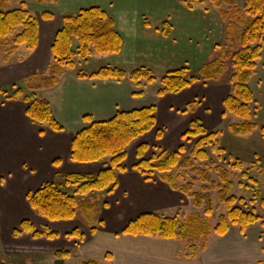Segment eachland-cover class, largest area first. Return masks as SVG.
I'll return each mask as SVG.
<instances>
[{
  "label": "trees",
  "instance_id": "1",
  "mask_svg": "<svg viewBox=\"0 0 264 264\" xmlns=\"http://www.w3.org/2000/svg\"><path fill=\"white\" fill-rule=\"evenodd\" d=\"M10 1L0 0V44L4 46V62L10 59L18 47L23 46L28 51L35 50L39 41L38 19L31 16L25 4L18 9L7 11L6 5ZM35 1L38 4L58 2V0ZM180 1L188 10H195L198 7L204 11H208L209 8L218 10L224 28L223 43L213 47L209 59L197 71L182 67L169 70L156 79L153 71L144 66L137 67L129 73L116 67H104L91 74L76 71V78L117 82L128 79L136 88L158 82L160 85L158 97L163 98L166 95L179 94L195 84L209 86L218 83L230 72L228 82L231 91L222 101L224 114L237 120L229 124L230 133L236 137H245L258 130L264 137V125L259 127L252 121L253 94L249 87L264 50V0H245L242 7H239L238 0ZM223 7L226 9L222 10ZM40 17L43 21L53 19V15L48 12L42 13ZM144 26L149 25L145 22ZM17 29L20 31L10 44H7V37L13 35ZM158 31L164 38H168L171 35V26L163 23ZM122 46L123 40L115 29L113 19L103 9L91 7L65 14L62 17V26L56 32L50 48L51 61L46 74H35L22 84H13L6 89L0 87V96L6 101L24 102L27 105L25 115L33 124L46 126L55 133H62L65 129L54 118L50 104L37 98L36 92L57 86L67 71L76 68L74 61L76 57L86 63L95 54L118 55ZM143 95L141 91L133 93L135 97ZM194 106L188 105L186 112L188 110L194 112ZM155 114L156 108L149 106L128 112H116L111 119L103 122H96L90 116H84L82 119L84 127L75 133L71 140L69 160L76 164L103 163V170L95 175H65L60 177L61 184L41 185L26 195L30 209L47 222H69L76 218L79 197L113 194L118 187L117 175L127 172L124 166L126 150L150 132H154L156 142L162 139L163 131L155 130ZM219 134L220 132H209L200 120L193 119L181 136V140L194 139L188 156H183L185 149L180 146L175 151L155 147L154 152L147 157L149 147L145 143H140L135 149L136 163L131 167L132 172L144 177L145 180H151L156 176L173 191L191 199L193 207L203 209L206 218L213 215V198L210 192L215 191L218 206H223L225 213L219 216L213 230L211 231L208 222L198 214L181 221L178 217L144 213L129 221L119 235L179 240L188 245L186 257L190 258L197 254L200 242H202L200 250H205L210 232L221 238L231 227H237L240 234L244 235L249 226L257 223H260L264 231V217L261 218L254 211L244 210L242 205H245V201L230 195L234 184L227 169L213 163L208 164V169L213 168L217 174L219 183L216 184L208 170L194 166V161H208L209 153L206 149H209L210 153H224L221 148H217ZM59 164V160L53 162L54 166ZM229 167L237 172L242 170V164L238 161H234ZM247 170L251 169L248 167ZM174 171H189L193 176L189 183L179 186L176 184ZM241 177L249 178L247 172H243ZM195 183L201 184L200 193L193 192ZM64 188L69 191L72 188V194L66 192ZM81 207L89 210L92 206L82 203ZM103 207H107V204L103 203ZM260 207L264 211V199L261 200ZM95 231V228H91L89 233L94 235ZM12 234L15 237L22 234L30 235L32 239L46 241L58 238L57 233L47 227L37 231L28 220H22L19 229L13 230ZM65 238L84 241V235L78 229L66 234ZM53 256L57 258L56 261H62L70 257V251L57 249ZM105 260H111L110 254L105 255ZM0 264L7 262L1 257ZM81 264L98 263L85 261Z\"/></svg>",
  "mask_w": 264,
  "mask_h": 264
},
{
  "label": "crops",
  "instance_id": "2",
  "mask_svg": "<svg viewBox=\"0 0 264 264\" xmlns=\"http://www.w3.org/2000/svg\"><path fill=\"white\" fill-rule=\"evenodd\" d=\"M64 2L66 8L63 11H67L66 14L81 10L73 0ZM95 7L103 9L113 19L115 29L123 40L121 52L118 55H110L107 67L120 68L129 73L144 66L150 68L155 76L160 75L156 79L169 70L182 67L197 71L209 59L213 47L221 40L224 32L219 15H214L212 10L204 11L201 7L188 10L180 0H100ZM145 22L148 27L144 26ZM163 23L171 26V35L168 38H164L158 31ZM61 26L54 31H43L39 25L37 48L30 51L31 55L25 60L0 71V87L22 84L35 74L45 73L51 61L52 42ZM4 63L10 64V59ZM159 90L158 82L136 88L128 79L120 82L80 80L76 78L75 73L70 75L67 71L57 86L36 92L37 98L50 104L54 118L65 129L62 133H55L46 126L33 124L25 115L27 105L22 101L0 103V217L3 215L5 219V210L2 207L6 209L8 205L33 215L26 195L43 184H61V176L77 173L95 175L103 170V163H93L88 165L92 168L91 172H78L75 167L78 165L69 160L71 140L75 133L84 127V116H90L96 122H103L111 119L116 112L154 106L155 130L166 124L179 123L182 114L187 113V106L191 104H194L196 109L191 112L193 117L189 122L193 119L202 122V117L204 119L209 115L212 119L224 116L222 101L228 94L218 96L215 91L200 83L179 94L166 95L163 98L158 97ZM139 91L143 92L142 97L133 96V93ZM196 97H205V102L211 106L209 113H198L201 105L196 102ZM218 99L220 107L216 103ZM207 122L205 120V124ZM202 124L209 131L210 127L205 126L204 122ZM183 127L176 132L180 137L176 148L169 151H175L182 145L181 136L188 126L185 127L184 123ZM164 136L163 132L159 141L162 149ZM55 160L60 161L58 166L53 165ZM120 178L126 180L124 190L121 191L122 199L129 200L122 209L121 217L128 216V222L144 213L177 217L176 212L181 209L184 197L181 193L173 191L164 181L156 176L145 180L132 172L131 168H127L126 173L117 175L118 187L113 194L107 196L118 192ZM106 204L107 207L103 208L108 210L110 206ZM28 214L20 216L19 219L30 221ZM116 220L118 221V218ZM57 223L69 224L72 221ZM100 223L99 227L95 228L94 235L81 232L84 235L83 242L70 239L78 243L76 252L84 259L105 258L108 253L113 264H243L237 255L235 258L226 256V260H223L222 254H233L236 253L237 247L240 248V245H235L236 241L233 242L229 238L230 232L222 237L223 241L219 240L220 244L214 243L213 240L207 244L204 251L187 258L188 246L185 242L156 237L125 236L119 235L120 232L112 237L102 232L105 225ZM250 230L252 229L248 227L241 237L255 245L256 238L252 234L254 230ZM71 231L62 236L65 237ZM57 235L56 240L47 241L49 248V242L57 243L58 239H61L62 236L59 233ZM70 246L75 247L74 243ZM58 248L60 246L55 244L48 254ZM219 249H222V252Z\"/></svg>",
  "mask_w": 264,
  "mask_h": 264
},
{
  "label": "rangeland",
  "instance_id": "3",
  "mask_svg": "<svg viewBox=\"0 0 264 264\" xmlns=\"http://www.w3.org/2000/svg\"><path fill=\"white\" fill-rule=\"evenodd\" d=\"M74 4L79 6V9H87L91 7L97 6L100 3V0H73ZM116 2L117 0H113ZM245 0H238L239 7H242ZM22 4H25L26 8L29 10L32 17L38 19L40 28L43 31H47L50 29L51 31L57 30L62 24V17L65 15L67 11H63L66 8V3L64 0L57 4H38L35 0H11L6 5V10L11 11L21 7ZM226 8L223 7L222 10ZM214 12V15L218 16V10L209 9ZM44 12L51 13L53 15V19L49 21H43L40 15ZM20 31L17 29L15 33L9 37H7V44L12 41L14 36ZM224 40V35L218 44H222ZM73 50H75V46H73ZM30 54V51L26 50L25 47H18V52L14 53L10 57V64H5L3 58L4 54V46L0 44V71L6 68L9 65H13L20 60H25ZM76 68L74 70H69L68 73L70 75L74 74L76 71H82L84 74H91L97 72L99 69L107 67L110 62L109 55H99L95 54L93 57L89 58L86 63L81 62L77 57L74 59ZM43 74H46L43 73ZM230 72L226 73V75L220 80V82L211 84L207 86V88L215 91V93L219 96L223 94V96L227 95L231 91V86L228 82L230 77ZM160 75L156 74L155 77H159ZM249 87L253 94V103L251 105L252 109V121L257 124L259 127L264 125V50L261 54V59L257 62V68L255 71V75L252 77ZM2 89H6V87H1ZM8 88V87H7ZM190 95V94H186ZM213 98V97H212ZM6 100L0 96V103L5 102ZM205 97H196V102L201 105L198 110L199 114L209 113L211 106L207 102H205ZM195 102V103H196ZM220 107V99L216 102ZM196 109V108H195ZM206 113V114H207ZM193 117V114L190 110L187 111L186 114H182L180 118V122L177 124H166L161 126V130L165 134L164 141L162 142L163 149L172 150L176 148L177 141L180 140L179 135H177V131L181 128L189 126V120ZM202 122L205 124V120H207V124L205 126L210 127L209 132H220L219 137V145L217 148H221L224 153H210L209 149H206L209 153L208 161L200 162L194 161L195 168L206 169L211 177V179L218 184L217 174L213 171V168H209V163H213L215 166H220L224 169H227L230 172L231 181L234 184V188L232 189L230 195L236 197L237 199H243L245 201V205H242L244 210L254 211L261 218L264 217V211L260 207V202L264 199V137L261 133L256 130L251 135L245 137H236L233 136L229 131V124L236 122L237 120L229 115L223 116V118H213L209 115L207 118L202 117ZM188 129V128H187ZM145 143L148 145L149 149L146 153V156H150L154 152V148H160V142H156L154 139V132H150L143 136L140 140L133 143L127 150V158L124 162V166L126 168H131L136 163L135 158V149L138 144ZM194 139L189 140H181V146L184 147L185 153L183 156H188L189 152L193 146ZM234 161H238L242 164V170L237 172L230 169L229 165ZM76 165V164H75ZM75 166L78 172H91L92 168L91 164H77ZM97 167V166H95ZM251 170H247V168ZM243 172H247L249 178H242L241 174ZM82 174V173H77ZM173 175L175 176L176 184L179 186L185 185L190 182V178L193 176L189 171H174ZM120 188L116 194L113 196H89V197H79L78 198V207L76 209V218L72 223H50L44 222L39 218L34 212L33 215H29L27 211H21L18 208L14 209L12 205H8L5 209V219H3V215L0 217V258H4L7 264H55L57 258L53 256V252L48 254L51 251V247L55 244L59 245L58 249H66L70 250V257L68 259L63 260V264H81L85 261H95L98 264H113L112 262L105 260V258L94 257L93 259H84L76 252V247L78 243L76 241H71L63 237L66 232L73 230L74 228L78 229L82 233H89L91 228H97L101 224L104 223L105 227L102 232L107 235H112L119 233L123 226L128 222V216L122 215V209L125 207L126 203L129 200L122 199V190H124L123 185L126 183L124 178H120ZM57 184V182L55 183ZM241 184V186H238ZM66 192L72 194V188L66 189ZM122 191V192H121ZM193 192L200 193L201 192V184L195 183L193 187ZM210 194L213 198V207L214 212L211 217L206 218L203 214V209H195L192 205V200L185 198L183 200V204L181 205V209L177 210V217L181 221H184L187 217L198 214L201 216L203 220L208 222L211 231L215 227L219 216L225 213V209L223 206H218V200L216 197V192L211 191ZM121 197V198H120ZM82 203H88L92 207L89 210H84L81 207ZM103 203H108L110 208L104 209ZM218 207V209H217ZM31 217V223L34 225L37 231H42L43 227H47L53 232L59 233L61 239H58L57 243L49 242L51 247L49 248L48 242L44 239H32L30 235H19L17 237L13 236L12 232L15 229H19L20 222L25 218H20L22 215H26ZM34 215L36 217H34ZM29 217V218H30ZM118 218V221L116 220ZM120 218V219H119ZM41 219V220H40ZM34 220V221H33ZM37 220V221H36ZM29 221V220H28ZM44 223L46 225H44ZM248 229V228H247ZM250 231H253V237L256 238L255 245L251 244V241L242 238L239 233L237 227H231L230 229V237L233 242H237L235 245H240V248L235 249L236 253H225L222 254L223 260H226V256L235 258L238 256L239 260L243 264H264V231L261 228L260 223L249 226ZM251 233V232H250ZM118 237V236H117ZM217 237L210 232V235L207 239L206 246L209 242L214 240V243H219L223 241L224 238ZM76 240V239H75ZM74 243L75 247H71L70 245ZM220 244V243H219ZM47 245V246H46ZM197 253L201 252L200 248L202 242L198 244ZM188 246V245H187ZM188 251V250H187ZM222 252V249H219ZM188 253V252H187ZM189 258V257H188ZM192 258V257H190Z\"/></svg>",
  "mask_w": 264,
  "mask_h": 264
},
{
  "label": "water",
  "instance_id": "4",
  "mask_svg": "<svg viewBox=\"0 0 264 264\" xmlns=\"http://www.w3.org/2000/svg\"><path fill=\"white\" fill-rule=\"evenodd\" d=\"M55 264H63V261H57Z\"/></svg>",
  "mask_w": 264,
  "mask_h": 264
}]
</instances>
